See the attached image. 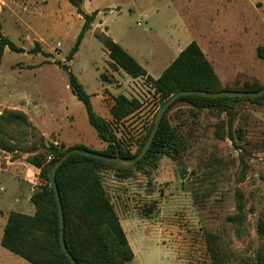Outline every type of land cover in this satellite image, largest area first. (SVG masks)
I'll list each match as a JSON object with an SVG mask.
<instances>
[{"label":"rangeland","instance_id":"obj_1","mask_svg":"<svg viewBox=\"0 0 264 264\" xmlns=\"http://www.w3.org/2000/svg\"><path fill=\"white\" fill-rule=\"evenodd\" d=\"M85 2L87 11L105 10L97 21L127 45L153 77L161 75L189 38L211 32L218 42L214 62L227 85L241 86L246 80L264 83V58L257 52L264 45V4L256 6L253 0ZM33 15L40 19L31 20ZM83 23L69 0H0L1 31L27 48H5L0 112L23 104L28 111H36L35 120L47 132L48 145L59 137L102 150L104 141L90 123L84 103L71 90L68 70L58 63H66L61 58L68 57ZM184 23L191 27L190 35L180 34ZM35 39L41 44L36 45ZM35 45L38 51H31ZM109 60L108 50L91 28L66 64L93 94V102L105 85L101 73L114 83L113 92L103 90L107 97L97 101V107L124 146L135 151L153 125L161 100L145 77L134 79L124 70L125 74L106 73ZM119 93L137 97L140 106L116 121L104 109ZM233 105L232 115L209 109L194 114L186 103L177 102L168 115L185 145L182 161L163 155L156 167L136 170L126 178L109 169L100 172L134 251V258L124 264H215L218 259L224 264H251L260 242L258 223L264 215V104L240 99ZM229 129L235 142L228 136ZM237 146L242 147L247 163L243 179ZM28 155L0 150V211L13 208L6 202L14 183L11 175L26 181L19 168L28 164ZM6 156L15 163L7 162ZM35 172L28 170L32 181ZM43 183L38 180L34 192ZM237 190L247 212V230L241 237L229 220L237 210ZM28 196L22 197L27 205L32 202ZM5 249L0 243V263L11 261Z\"/></svg>","mask_w":264,"mask_h":264},{"label":"trees","instance_id":"obj_2","mask_svg":"<svg viewBox=\"0 0 264 264\" xmlns=\"http://www.w3.org/2000/svg\"><path fill=\"white\" fill-rule=\"evenodd\" d=\"M69 1L84 18L82 29L68 56L72 58L79 49L85 32L92 27L97 11H85L84 0ZM94 35L108 49L113 66L121 67L133 77H145L153 84L154 91L161 100L160 107L172 94L183 89L255 91L264 86V83L251 80H246L241 86L224 84L211 60L196 40L189 42L161 75L155 78L105 30L96 29ZM36 45L31 51H38ZM6 47L14 51H24L23 47L12 41L0 28V69ZM257 52L264 58V45L258 46ZM58 63L68 70L71 90L84 103L89 121L97 130L99 138L106 142L102 150L94 151L126 157L137 155L154 123L135 151L127 149L123 138L112 129L109 120L95 110L91 94L70 66L61 61ZM240 99L264 104V95L209 97L184 94L177 97L166 110L150 148L140 160L133 163L110 161L75 152L60 165L56 173V181L64 209L65 241L79 264H124L134 258V251L103 184L100 172L109 169L113 170L117 176L126 178L136 170L145 172L148 168L156 167L158 158L163 155H168L178 162L182 161L181 150L185 145L168 115L172 107L180 101L186 103L194 114H199L203 109H209L232 115L233 103ZM139 106L137 97L129 98L126 94L119 93L114 97L110 112L113 119L119 121L132 114ZM228 136L235 142L231 129ZM72 147L86 146L75 144L62 148L53 143L48 145L45 135L24 110L6 107L0 112V149L17 156L28 153V162L40 168L39 177L46 181L31 195V201L35 207L34 213L17 210L8 212L1 240L3 246L28 259L31 264H72L60 242L58 207L51 178V169L55 161ZM237 148L241 150L240 178L243 179L247 163L242 147L237 146ZM50 154L53 157L47 161V156ZM178 165L180 167V164ZM179 169L182 171V167ZM236 197L237 210L230 215L229 220L234 224L235 234L241 237L247 230L245 226L247 212L242 192L237 190ZM257 231L260 242L250 262L264 264V215L260 218ZM213 257L218 259L215 254ZM215 264L224 263L218 259Z\"/></svg>","mask_w":264,"mask_h":264},{"label":"crops","instance_id":"obj_3","mask_svg":"<svg viewBox=\"0 0 264 264\" xmlns=\"http://www.w3.org/2000/svg\"><path fill=\"white\" fill-rule=\"evenodd\" d=\"M86 0H84L83 1V9L85 10V11H87L86 10V8L84 7L85 6V2ZM254 1V3L256 4V6L257 5H263L264 4V0H253ZM43 2H45V3H47L48 2V0H43ZM93 11H97V14H96V17H95V20L93 21V23H92V30H93V33H94V30L96 29V28H100V29H103V30H105L107 33H109L113 38H114V40H116L117 42H119L124 48H126L129 52L131 51L130 50V48L127 46V45H125V44H123V42L121 41V40H119L116 36H114V34L107 28V26L104 28V26H103V22L102 21H97L98 20V18L100 17V15L105 11L104 9L103 10H101L100 8H97V9H95V10H92V11H87V12H93ZM77 14H78V17L80 18V19H82V20H84V18H83V16L80 14V13H78L77 12ZM40 15V14H39ZM39 15H33V17L32 18H30L31 20H38V19H40V17H39ZM183 19H184V17H182ZM247 19L249 20V16H247ZM249 24H248V26L249 27H251L250 26V22H248ZM29 26L28 27H31V24L29 23L28 24ZM90 28V29H91ZM190 32H191V27L187 24V23H184V29L183 30H181L180 31V34L182 35V36H187V35H190ZM200 36H194V37H196L195 39H192V38H189L190 40H188V42H186L185 44H184V46H182V47H180L177 51V54H176V56L179 54V52L184 48V47H186V45L189 43V42H191L192 40H197L198 41V43L200 44V46L202 47V49H203V51L206 53V55H207V57L211 60V62H212V64H213V66H214V68H215V70H216V72L218 73V75L220 76V78H221V80H222V82L224 83V84H226V80H224L222 77H221V75L219 74V72H220V70L218 69V67H217V65L215 64V62H214V50H215V46L217 45V43L218 42H216V38H214V36H213V34L211 33V32H208V33H204V32H201L200 34H199ZM35 40H37L36 41V43H38L39 45L41 44V42L38 40V39H35ZM60 42V41H59ZM58 44V43H57ZM60 45H61V42H60ZM60 45H57V46H60ZM21 47H23V49H24V51H27V50H25V49H27L26 47H24V46H21ZM106 48V47H105ZM79 49H80V46H79ZM78 49V50H79ZM107 49V48H106ZM77 50V51H78ZM108 50V49H107ZM76 51V52H77ZM75 52V53H76ZM74 53V54H75ZM134 57H135V54L131 51L130 52ZM108 54H109V51H108ZM69 56V55H68ZM74 56V55H73ZM175 56V57H176ZM174 57V58H175ZM136 58V57H135ZM173 58V59H174ZM137 59V58H136ZM61 60L62 61H64V62H66L67 63V61L68 60H73V57L72 58H69V57H62L61 58ZM138 60V59H137ZM110 66H109V68H107L106 69V73H108V74H110V75H113V74H115V72L116 71H121L122 73H124L123 72V70L124 69H122L121 67H115V66H113L112 65V59L110 58ZM139 61V60H138ZM140 62V61H139ZM172 62V61H171ZM170 62V63H171ZM141 63V62H140ZM169 63V64H170ZM142 64V63H141ZM144 66V65H143ZM145 67V66H144ZM146 68V67H145ZM146 70H147V68H146ZM125 71V70H124ZM164 71V70H163ZM147 72L149 73V71L147 70ZM125 74V73H124ZM150 74V73H149ZM151 75V74H150ZM101 76H102V79L104 80V82H105V85H103L102 86V91L100 92V93H97L96 94V101H94L93 102V100H92V102H93V105H94V107H95V110L96 111H98V113L99 114H101L103 117H105L107 120H108V118H107V116H105V114H103V113H101L100 112V110L98 109V107H97V101H102V99L103 98H105V97H107V95L106 94H103L102 92H103V90H105V91H107V92H113V90H114V83L111 81V80H109L108 79V77L106 76V74L105 73H101ZM152 76V75H151ZM79 78V77H78ZM138 77H134V79H137ZM140 78V77H139ZM156 78V77H155ZM80 80V79H79ZM128 81L129 80H131V79H127ZM81 83L83 84V82L81 81ZM84 85V84H83ZM85 87V86H84ZM85 89H86V87H85ZM87 90V89H86ZM92 95L93 94H91V98H92ZM113 102H114V98L110 101V104L108 105V106H106L105 107V109H104V112H106V111H108V113H110L111 114V112H110V107H111V105L113 104ZM12 108H19V109H22V110H24L28 115H29V118L31 119V121L41 130V132L45 135V138L48 136V134H47V132L44 130V129H42L41 127H40V125L36 122L37 120H35L36 118H35V116L34 115H37V113H36V111H28L27 110V108H26V106H24L23 104H21V105H18V106H13ZM31 113V114H30ZM111 117H112V114H111ZM128 117V116H127ZM113 118V117H112ZM59 137H57L56 139L57 140H59L60 141V143H61V147L62 148H66V147H69V146H72V145H75V144H79V143H77V142H65V140L64 139H62V138H59ZM54 139V138H53ZM52 140V139H51ZM102 140V139H101ZM106 146V142L104 141V143H103V148ZM102 148V149H103ZM1 150V149H0ZM1 151H3V150H1ZM6 161L7 162H9V163H15V160H11L10 159V157L9 156H6ZM29 164V165H28ZM28 164L26 165V166H20V168H19V172H20V176L21 177H23L24 178V180H26L25 182H23V180H22V178L20 179V177L19 176H15V175H11V176H14L13 177V181H14V183H13V185H12V190H11V192H10V195H9V197H7L6 199V202H8L9 201V203L10 204H8V205H11L13 208H8V209H6V211L5 212H3V210H1L0 211V214H1V216H2V218L4 219V220H1V221H3V222H1L0 221V227H1V232H0V243L2 244V242H1V240H2V236H3V232H4V227H5V225H6V222H7V217H8V212L10 211V210H17V211H21V212H25V213H29V214H32V213H34V211H35V207H34V205H32L33 203L31 202V204H26V203H24L23 201L24 200H22L23 198L22 197H24V196H26L28 193H29V200L31 201V195L33 194V192H34V190H35V187H34V184L35 183H37V178L39 177V173H40V168L38 167V166H35V165H33V164H31L30 162H28ZM31 168H34L35 170H36V172H37V175H38V177H36V181L34 180V181H32V178H30L29 177V173H28V170H30ZM35 172V173H36ZM28 180V181H27ZM32 191V192H31ZM26 208H28V210H25ZM27 211V212H26ZM123 224V223H122ZM5 247V246H4ZM6 249L5 250H9V251H7L8 252V254H10V256H8L10 259H11V261L10 260H6L5 259V263H0V264H31V262L28 260V259H26V258H24V257H22L21 255H19L20 257H15V255H13L12 253H15V252H13V251H11L10 249H8L7 247H5ZM3 252H6V251H3ZM17 254V253H16ZM13 259V260H12Z\"/></svg>","mask_w":264,"mask_h":264},{"label":"water","instance_id":"obj_4","mask_svg":"<svg viewBox=\"0 0 264 264\" xmlns=\"http://www.w3.org/2000/svg\"><path fill=\"white\" fill-rule=\"evenodd\" d=\"M184 94H198V95H204L209 97H218V96H261L264 95V86L255 91H246V90H236V89H225V90H219V91H207V90H201V89H183L175 92L172 94L160 107L158 110L156 119L154 121V125L148 135L147 140L145 141L141 151L132 157H126V156H120V155H110L105 154L99 151H94L86 147H72L68 149L62 156H60L55 163L52 166L51 169V178H52V185L54 189V195L58 207V215H59V236H60V242L63 251L68 256L72 264H79L76 260V258L73 256L71 251L69 250L66 241H65V216H64V209H63V203L61 199V195L59 192V188L56 181V173L60 165L73 153L78 152L82 153L88 156L110 160V161H119V162H136L144 157L148 149L150 148L156 134L159 128V125L163 119V116L166 112V110L170 107V105L174 102V100Z\"/></svg>","mask_w":264,"mask_h":264},{"label":"built area","instance_id":"obj_5","mask_svg":"<svg viewBox=\"0 0 264 264\" xmlns=\"http://www.w3.org/2000/svg\"><path fill=\"white\" fill-rule=\"evenodd\" d=\"M58 45H60V42H58ZM51 143H53V144L56 145L57 147H61V143H60V141L57 140V139H52V140H51ZM52 157H53L52 154L48 155V156H47V161L51 160ZM37 177H38V175H37ZM37 179H38L39 181H41L40 177L37 178Z\"/></svg>","mask_w":264,"mask_h":264}]
</instances>
